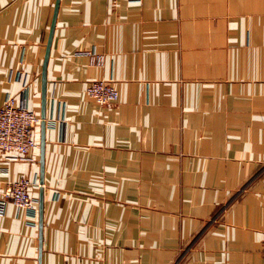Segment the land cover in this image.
Masks as SVG:
<instances>
[{"label":"crops","instance_id":"crops-1","mask_svg":"<svg viewBox=\"0 0 264 264\" xmlns=\"http://www.w3.org/2000/svg\"><path fill=\"white\" fill-rule=\"evenodd\" d=\"M54 4L0 0V105L40 116ZM45 77L42 182L40 122L0 174L36 221L6 203L0 264H264V0H58Z\"/></svg>","mask_w":264,"mask_h":264},{"label":"built area","instance_id":"built-area-1","mask_svg":"<svg viewBox=\"0 0 264 264\" xmlns=\"http://www.w3.org/2000/svg\"><path fill=\"white\" fill-rule=\"evenodd\" d=\"M140 3L141 0H125ZM89 62L101 65L103 56L94 51H84ZM87 95L97 104L103 105L114 101L118 91L111 81L104 78L92 79L86 83ZM39 114L19 102L14 95H7L0 105V174L5 173L3 161L28 160L30 150L36 145L34 127L40 122ZM34 183L27 177L0 180V214H3L7 202L24 208L27 216L36 221L37 198L31 196L28 187Z\"/></svg>","mask_w":264,"mask_h":264},{"label":"water","instance_id":"water-1","mask_svg":"<svg viewBox=\"0 0 264 264\" xmlns=\"http://www.w3.org/2000/svg\"><path fill=\"white\" fill-rule=\"evenodd\" d=\"M57 5H58V0H55L54 8H53V16L51 19L50 23V28L45 44V52L43 55V60H42V69H41V111H40V127H41V136H40V157H39V163H40V171H39V181L42 182V171H43V129H44V98H45V82H46V77H45V68H46V63H47V58L49 54V46L51 42V36L53 33V27H54V21H55V14L57 10ZM41 207H42V199H41V193L38 201V224L39 226L41 225Z\"/></svg>","mask_w":264,"mask_h":264}]
</instances>
